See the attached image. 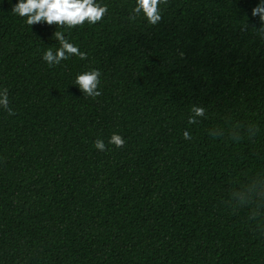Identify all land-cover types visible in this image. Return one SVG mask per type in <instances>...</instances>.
Returning a JSON list of instances; mask_svg holds the SVG:
<instances>
[{
    "label": "trees",
    "instance_id": "trees-1",
    "mask_svg": "<svg viewBox=\"0 0 264 264\" xmlns=\"http://www.w3.org/2000/svg\"><path fill=\"white\" fill-rule=\"evenodd\" d=\"M96 2L102 21L56 29L0 0V264H264L257 221L226 203L264 174L261 0H167L155 26L128 19L135 0ZM55 31L87 59L49 67ZM93 69L95 99L73 84Z\"/></svg>",
    "mask_w": 264,
    "mask_h": 264
},
{
    "label": "clouds",
    "instance_id": "clouds-1",
    "mask_svg": "<svg viewBox=\"0 0 264 264\" xmlns=\"http://www.w3.org/2000/svg\"><path fill=\"white\" fill-rule=\"evenodd\" d=\"M167 0H135V7L132 9V15L129 20H135L138 16L143 17L148 25L155 26L161 20V4H166ZM12 14L24 18L28 26L43 24L55 26L57 28L72 29L82 27L85 24L95 25L103 20L108 12V7L101 6L96 0H17L15 6L11 9ZM251 15L259 17L260 27L255 29L260 39L264 40V0L253 8ZM53 37L59 42L60 47L53 52L52 48L43 54V61L49 67L59 65L61 61L76 56L81 60L87 59V54L70 43L61 31H55ZM101 72L97 69L84 71L76 76L73 84L86 97L95 99L101 95L98 91L100 85ZM8 89L0 91V108L4 109L9 116L15 115L13 109L9 106ZM192 115L188 119L189 124L198 123L200 118L205 117L206 109L199 105H192L190 109ZM240 125H235L230 132V138L239 142L241 140ZM258 128L249 125L246 129L249 137H254ZM210 135L218 138L224 135L219 129L210 130ZM184 139H192L190 133L186 130L183 133ZM109 145L116 148H123L124 138L118 134H113L108 140ZM95 149L100 152L110 150L104 141L97 139L94 142ZM226 203L237 210L239 208L248 209V220L257 221L261 234H264V174L252 176L246 183L239 188L232 190L229 201Z\"/></svg>",
    "mask_w": 264,
    "mask_h": 264
}]
</instances>
